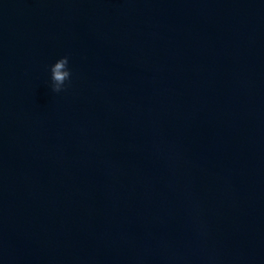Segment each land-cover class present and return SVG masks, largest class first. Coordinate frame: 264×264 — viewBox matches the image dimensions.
Returning a JSON list of instances; mask_svg holds the SVG:
<instances>
[{"label": "clouds", "instance_id": "clouds-1", "mask_svg": "<svg viewBox=\"0 0 264 264\" xmlns=\"http://www.w3.org/2000/svg\"><path fill=\"white\" fill-rule=\"evenodd\" d=\"M51 90L53 93L67 91L71 86L72 70L69 67V57L63 56L50 66Z\"/></svg>", "mask_w": 264, "mask_h": 264}]
</instances>
